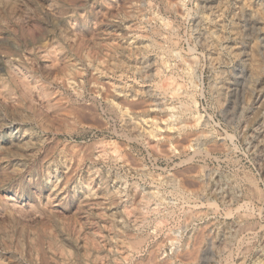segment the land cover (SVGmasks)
<instances>
[{
	"label": "rangeland",
	"instance_id": "1",
	"mask_svg": "<svg viewBox=\"0 0 264 264\" xmlns=\"http://www.w3.org/2000/svg\"><path fill=\"white\" fill-rule=\"evenodd\" d=\"M263 3L0 0V264H264Z\"/></svg>",
	"mask_w": 264,
	"mask_h": 264
},
{
	"label": "bare ground",
	"instance_id": "2",
	"mask_svg": "<svg viewBox=\"0 0 264 264\" xmlns=\"http://www.w3.org/2000/svg\"><path fill=\"white\" fill-rule=\"evenodd\" d=\"M203 2V1H202ZM263 2V1H262ZM172 3V2H171ZM173 4V3H172ZM264 4V3H263ZM165 7V6H164ZM206 7V6H205ZM258 65V64H257ZM168 84V83H167ZM161 86V85H160ZM11 87V86H10ZM171 87V86H170ZM173 88V87H172ZM9 89V88H8ZM170 90V89H169ZM172 90H174V89H172ZM171 90V91H172ZM166 91V90H165ZM167 92V91H166ZM179 96V95H178ZM6 125V124H5ZM8 125V124H7ZM264 126V125H263ZM261 138V137H260ZM262 263H264V260L262 261Z\"/></svg>",
	"mask_w": 264,
	"mask_h": 264
}]
</instances>
